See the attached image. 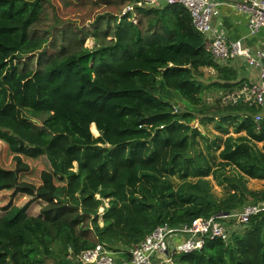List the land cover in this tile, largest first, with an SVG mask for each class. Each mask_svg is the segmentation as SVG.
Masks as SVG:
<instances>
[{
  "label": "trees",
  "instance_id": "obj_1",
  "mask_svg": "<svg viewBox=\"0 0 264 264\" xmlns=\"http://www.w3.org/2000/svg\"><path fill=\"white\" fill-rule=\"evenodd\" d=\"M137 1L108 0L118 14L85 29L56 26L51 0H0V264H73L98 243L127 252L158 226L264 202V190L247 189L240 177L221 173L224 200L206 180L236 167L264 181L260 109L202 103L212 87L242 85L228 66L234 59L212 58L182 6ZM204 69L215 70L216 81ZM197 116L220 131L236 120L245 136L226 138L215 164L196 145L208 141L190 125ZM170 174L185 181L174 187ZM242 226L173 264H264V212Z\"/></svg>",
  "mask_w": 264,
  "mask_h": 264
},
{
  "label": "built area",
  "instance_id": "obj_2",
  "mask_svg": "<svg viewBox=\"0 0 264 264\" xmlns=\"http://www.w3.org/2000/svg\"><path fill=\"white\" fill-rule=\"evenodd\" d=\"M165 3L169 6H182L189 13L194 28L202 35L204 49L217 62L243 59L250 69L258 72L257 80L244 82L231 92H220L219 103L222 106L245 104L261 109L264 106V46L251 50L245 48L241 41H226L213 27V19L219 15V6L228 7L244 14L249 35H256L264 28V0H240L236 3H219L216 0H139L136 6H157ZM133 6H127L122 16L131 13ZM262 120L260 113L254 121ZM264 212V202L247 205L232 216L236 223L246 225L251 217ZM228 216V217H229ZM211 216L198 218L190 224L178 228L168 225L158 226L140 243L133 245L127 252H116L105 243H98L94 248L81 252L72 258L73 264H173L178 255L201 250L207 239L227 240L229 227Z\"/></svg>",
  "mask_w": 264,
  "mask_h": 264
},
{
  "label": "rangeland",
  "instance_id": "obj_3",
  "mask_svg": "<svg viewBox=\"0 0 264 264\" xmlns=\"http://www.w3.org/2000/svg\"><path fill=\"white\" fill-rule=\"evenodd\" d=\"M51 1L56 8V11H57L56 20L58 22H57V25L51 22L50 25H53V26L56 25L58 27H61L64 24L69 23V24H74L79 28L84 27L86 29L92 26L96 18L100 15H105L106 13L118 14V11L116 9L106 4L108 0H87L88 4H85L82 0H51ZM75 1H80V4L79 5L75 4ZM125 9L126 7L122 9V12ZM122 12L121 14H119L120 17H123ZM132 22L135 23L133 20ZM102 26L104 27V25ZM94 45H95L94 38L92 36H87V39L84 43V47L90 50L94 47ZM204 73H205L206 78H211V73L208 70H204ZM216 92H217V89L216 91L214 90L211 92V88L210 90L204 91L202 94V101H203L202 103H205L206 105H209V106L211 105L213 106L216 103L219 104L218 102H216L217 96L219 95L217 94L218 92L217 93ZM263 115H264V111L262 113V116ZM197 117L198 118L192 121L190 125L193 128H197L201 133H204L207 136L208 141L205 142L202 139L197 138L196 145L205 154L208 160L214 161V163L216 164L220 161L219 153L223 147L222 143H223L224 136L221 137L220 139H217L218 131L215 129V124L212 123L211 121L201 119V116H197ZM92 125L94 126L96 130L95 132H92L94 137L100 136V133L96 129L95 125L91 124V126ZM91 126H90V129H91ZM35 163H36L37 169H38V166L41 167V163H39V161ZM73 170L76 171V163H74ZM220 171L221 170L219 169L215 177L213 175H209L206 178V180H208L211 184L209 193L218 200H224L227 197L226 195L227 190H226V184L222 182V174L232 175L233 171L229 168L222 170V172ZM170 178L172 180L174 187L179 186L185 181V179H182L181 177H179L178 174H170ZM197 178L198 177L190 175L189 177L186 178V180L190 182H195ZM107 207H108L107 201H104L103 207H101L98 211L100 224H102L101 217L104 214V208H107ZM220 221L229 227L230 235H233L234 233H237L238 231L244 230V226L237 224L235 218L232 216L221 218ZM44 264H61V263L58 262L57 258L56 259L48 258L45 260Z\"/></svg>",
  "mask_w": 264,
  "mask_h": 264
},
{
  "label": "crops",
  "instance_id": "obj_4",
  "mask_svg": "<svg viewBox=\"0 0 264 264\" xmlns=\"http://www.w3.org/2000/svg\"><path fill=\"white\" fill-rule=\"evenodd\" d=\"M219 3H236L240 0H216ZM220 24L224 31L221 32V35L224 39L228 42L232 41H241L245 48L254 50L264 46V28L260 29L258 34L252 36L249 35V30L247 27V20L244 14L228 7L227 5H220L219 6V15L213 19V27L216 30V26ZM217 31V30H216ZM232 70L235 71L237 81L241 82H254L257 80L258 72L255 69H250L247 67L243 59H234L228 65ZM208 70L211 73V82L216 81V72L213 69H204ZM213 89V90H212ZM215 87L211 88V92L214 91ZM233 89V88H232ZM236 90V88H234ZM216 91V90H215ZM218 92V93H217ZM217 94L220 92H228L223 91L222 89H217ZM218 97V96H217ZM216 99V98H215ZM214 99V100H215ZM218 99V98H217ZM264 111V106L260 109V114L262 115ZM264 116V115H263ZM215 124L214 121H211ZM237 121L232 120L225 124L223 131L217 130L216 125L215 129L218 131L217 139L223 138L224 140L228 137L231 138H239L244 137L245 132L240 131L236 132ZM204 134V133H203ZM222 143L223 147L224 144ZM257 147L261 149L262 143H256ZM222 147V149H223ZM221 149V150H222ZM233 171L232 175L230 176H237L244 180L247 189L253 191H262L264 190V181L259 179H252L241 173L236 167L229 168ZM253 185V186H252Z\"/></svg>",
  "mask_w": 264,
  "mask_h": 264
},
{
  "label": "water",
  "instance_id": "obj_5",
  "mask_svg": "<svg viewBox=\"0 0 264 264\" xmlns=\"http://www.w3.org/2000/svg\"><path fill=\"white\" fill-rule=\"evenodd\" d=\"M216 30H217V33H218V34H221V32L224 31L223 27H222L220 24H218V25L216 26ZM20 145L23 146L24 143H23L22 141H20ZM228 216H229V213H227V212H224V213H218V214L216 215L217 218H225V217H228Z\"/></svg>",
  "mask_w": 264,
  "mask_h": 264
}]
</instances>
